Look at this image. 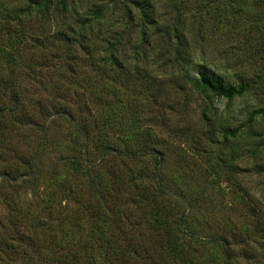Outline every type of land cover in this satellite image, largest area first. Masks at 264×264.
Masks as SVG:
<instances>
[{
	"label": "rangeland",
	"instance_id": "obj_1",
	"mask_svg": "<svg viewBox=\"0 0 264 264\" xmlns=\"http://www.w3.org/2000/svg\"><path fill=\"white\" fill-rule=\"evenodd\" d=\"M263 21L264 0H0V264H264ZM179 225L192 255L169 258Z\"/></svg>",
	"mask_w": 264,
	"mask_h": 264
},
{
	"label": "trees",
	"instance_id": "obj_2",
	"mask_svg": "<svg viewBox=\"0 0 264 264\" xmlns=\"http://www.w3.org/2000/svg\"><path fill=\"white\" fill-rule=\"evenodd\" d=\"M41 2L43 4V1H41ZM93 13L98 15V16H101L102 10L101 9H95V11ZM120 36H122V35H120ZM108 57H111L109 60L110 62H113L114 64L116 63L115 56L113 54L110 53L108 55ZM193 85L197 90H200L201 92H204V93L212 92L217 96L225 97V98H232L234 96L242 95L244 92L248 91L251 88V84L247 81L241 82L238 85H232V84L226 85L222 81H220L217 77L199 78L198 80H195ZM2 112H3V108L0 106V113H2ZM256 116H259L262 119H264V107L257 108L255 110H253L252 112H250L248 114L247 120L250 121ZM228 132H230L232 135L236 134L235 130H230ZM94 150H95V152H97L99 160H102L103 157H106L110 154V152L108 150H103V149L99 150L97 147H94ZM73 160H74L73 164H77L78 159L77 160L73 159ZM23 165H22L23 166L22 171H20L18 167L17 168L11 167L10 171H8L7 173H4V174H7V176L10 174V172H14V174L18 175V176L15 175L13 177L8 176L7 180H11L12 182H15L16 180H20L22 182V173L26 172L27 176H28L29 172H27V169H31L34 167V165L31 163L30 158H27L26 161L24 160ZM26 181L27 180H24V182H26ZM64 219H65V216L63 215V217L59 220L58 224H61V222H63ZM179 223H180V221H179ZM167 228H169V227H167ZM167 228H166L165 232H167L169 230ZM177 230L179 231V232H177V236H175V237L172 236V239H170V241L168 240L167 243L165 244V250L167 251L168 257L173 258V255H175V257H181L183 255L187 256V257H191V255H192L191 252L190 251L185 252L184 246L187 248V246L189 245V241L186 240V238H190V246H191L192 245L191 240H193V238H195L196 236L193 237L194 233L192 231L187 232L185 227H182L181 225H179L176 228V231ZM51 231H53V230H51ZM93 231L96 232L97 240L100 239L101 242H103V243L97 242V246L95 247L97 251L94 248H92V246H89V248H91L92 250L95 251V255H97L101 261H106L108 258V250L110 247H109V245H105V243H104L103 237H105V236L103 233V229H100V228L98 229L95 226ZM207 240H210V238H207L206 241ZM218 241H219V244L223 248L224 257L229 258L230 257L228 255L229 244H228L226 237L223 236L222 238H219ZM107 244H109V243H107ZM64 254H65L64 255L65 258H69V259L73 258V253H71V249H67L66 253H64ZM69 259H61L60 262H58V264H70ZM189 260L192 262L191 259H189ZM170 261H168V263H170ZM93 262H95V261L93 260ZM149 264H152V262L150 261ZM164 264H166V263H164Z\"/></svg>",
	"mask_w": 264,
	"mask_h": 264
}]
</instances>
